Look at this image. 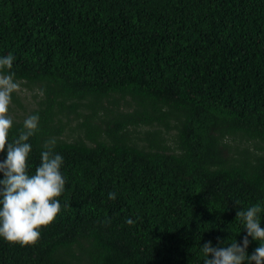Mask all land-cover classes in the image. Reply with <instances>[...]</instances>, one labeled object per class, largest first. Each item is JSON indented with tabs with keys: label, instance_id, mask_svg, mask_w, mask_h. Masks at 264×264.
<instances>
[{
	"label": "trees",
	"instance_id": "1",
	"mask_svg": "<svg viewBox=\"0 0 264 264\" xmlns=\"http://www.w3.org/2000/svg\"><path fill=\"white\" fill-rule=\"evenodd\" d=\"M8 54L40 116L31 171L55 138L66 185L0 264H203L208 241L242 243L237 212L264 202V0H0Z\"/></svg>",
	"mask_w": 264,
	"mask_h": 264
},
{
	"label": "clouds",
	"instance_id": "2",
	"mask_svg": "<svg viewBox=\"0 0 264 264\" xmlns=\"http://www.w3.org/2000/svg\"><path fill=\"white\" fill-rule=\"evenodd\" d=\"M14 59L12 54L0 56V239L29 246L40 240L42 229L61 213L59 197L65 191L66 179L62 172L64 158L54 151L55 138L45 142L40 163L34 173L31 171L30 138L39 131L38 113L25 118L19 136L10 140L14 125L10 105L21 87L13 71ZM108 195L116 199L115 192ZM242 209L237 212L247 233L242 243L235 240L221 244L218 238L214 246L208 241L200 248L203 264H264V202ZM127 223L131 225L133 220L129 218ZM249 237L259 245L251 254Z\"/></svg>",
	"mask_w": 264,
	"mask_h": 264
},
{
	"label": "rangeland",
	"instance_id": "3",
	"mask_svg": "<svg viewBox=\"0 0 264 264\" xmlns=\"http://www.w3.org/2000/svg\"><path fill=\"white\" fill-rule=\"evenodd\" d=\"M38 92V91H36ZM16 95L20 98V100L26 105L27 111L25 112L21 108H17L15 105H10V115L13 120L21 121L24 120L29 113L35 109L36 105L32 100V92L21 84L20 89L16 92ZM74 127V125H72ZM69 130V128L67 129ZM79 134L77 132L72 133V137H78Z\"/></svg>",
	"mask_w": 264,
	"mask_h": 264
}]
</instances>
